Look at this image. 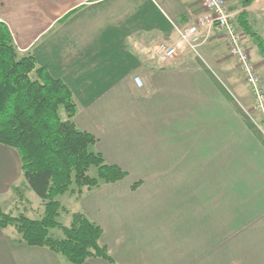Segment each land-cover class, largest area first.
<instances>
[{
    "label": "crops",
    "instance_id": "crops-1",
    "mask_svg": "<svg viewBox=\"0 0 264 264\" xmlns=\"http://www.w3.org/2000/svg\"><path fill=\"white\" fill-rule=\"evenodd\" d=\"M0 3L19 53L69 86L77 128L97 138L92 149L107 164L128 173L59 198L63 225L83 213L103 230L113 262L84 264H264V145L218 79L226 57L215 42L199 54L182 47L168 61L158 53L179 47L175 27L194 22L200 0ZM255 54L260 70L264 57ZM2 148L0 202L11 213L8 180L23 174L17 153ZM5 230L0 264H66L46 247L20 239L14 247Z\"/></svg>",
    "mask_w": 264,
    "mask_h": 264
},
{
    "label": "trees",
    "instance_id": "trees-1",
    "mask_svg": "<svg viewBox=\"0 0 264 264\" xmlns=\"http://www.w3.org/2000/svg\"><path fill=\"white\" fill-rule=\"evenodd\" d=\"M240 1L238 25L255 40L264 57V38L250 25L247 11L255 0ZM76 113L69 86L54 78L47 67L39 66L32 54L21 55L8 25L0 20V145L17 153L25 181L44 203L40 219L23 213L15 216L0 208V228L15 226L21 242L46 247L66 264H84L89 258L112 263L107 248L101 245L99 225L83 213L72 214L69 226L59 221L61 212H67L59 197L68 193L80 196L84 188L91 190L128 176L93 151L97 138L77 128ZM92 168H96V176L90 175Z\"/></svg>",
    "mask_w": 264,
    "mask_h": 264
},
{
    "label": "rangeland",
    "instance_id": "rangeland-1",
    "mask_svg": "<svg viewBox=\"0 0 264 264\" xmlns=\"http://www.w3.org/2000/svg\"><path fill=\"white\" fill-rule=\"evenodd\" d=\"M254 3L255 6L253 10L250 11L251 23L254 26L256 32L261 37L264 38V0H256ZM227 5L230 13L233 15L232 19H233V23L236 26V31H237L236 33L239 34L241 37H243L242 43L247 48L250 62L253 68L255 69V73L258 75L260 79V87L263 91L262 95L264 97V65L261 66L260 70L256 69L254 66V63L258 57L257 54H255V52L259 53V51L256 49L257 43L255 42L254 39H251L249 36L245 34L242 27H240L237 22V15L240 12L237 13L236 10L237 11L241 10V7H239L241 6V2L240 0H227ZM214 42L215 45H219V48H221V51L219 52L220 55L222 57L223 56L226 57V59L221 60V62L225 61L224 65L226 67L225 69H227V74L218 75L219 76L218 79L220 80L221 85L225 89V93L227 94V96L230 97L232 101L240 107L242 112H244V114L247 117L248 120L247 123L249 124V127L251 128L255 136L264 145V109L261 107V104L259 105V102L256 98V94L253 92V90L247 83L246 77L238 63V59L231 54L230 48L228 44H226L227 43L226 39L216 33H211L207 38V40L205 41V43L198 49V53H194V54H199V50L202 47L208 46L209 44L213 45ZM182 47L184 48V46H182L181 43H179L178 50L182 49ZM150 52L152 55V50L149 51V53ZM263 107H264V100H263ZM2 147L3 146L0 145V151L4 149ZM3 156L4 155L0 152V170H3L1 175L7 176V171L3 169L5 166H7V161L5 158H3ZM96 173H97L96 168H92L90 171V175L96 176ZM8 184H11L12 188L8 193L5 194V199H7V201L9 202L12 208L11 213L15 216L23 213L32 219L42 218L44 214V203L30 189L24 177H22L21 180H17V175L12 176L8 180ZM5 206L6 204L0 202V207L2 208V210H4V212H6L5 209L8 210L7 207ZM59 221L64 224L65 216L62 215ZM52 232L56 236H60L61 233L59 230H53ZM3 233H4L3 236L13 238V240L16 242V244L14 243L15 244L14 247H17L16 245H18L19 239H21V237L17 233L15 226H10ZM62 259L63 261L66 262V260L63 257Z\"/></svg>",
    "mask_w": 264,
    "mask_h": 264
},
{
    "label": "built area",
    "instance_id": "built-area-1",
    "mask_svg": "<svg viewBox=\"0 0 264 264\" xmlns=\"http://www.w3.org/2000/svg\"><path fill=\"white\" fill-rule=\"evenodd\" d=\"M201 12L193 23L186 27H175L178 44L181 43L185 50L198 53V49L205 43L211 33H216L226 39L231 54L238 59V63L246 77L247 83L256 94V98L263 107L264 97L260 87V79L255 73L247 48L242 43L243 37L236 32L233 15L230 13L227 0H200ZM163 61L174 59L178 53L176 45H161L158 49ZM137 86H142L141 78H135Z\"/></svg>",
    "mask_w": 264,
    "mask_h": 264
}]
</instances>
